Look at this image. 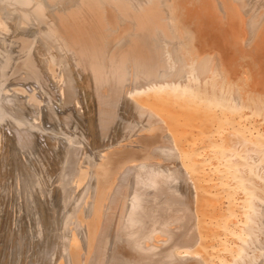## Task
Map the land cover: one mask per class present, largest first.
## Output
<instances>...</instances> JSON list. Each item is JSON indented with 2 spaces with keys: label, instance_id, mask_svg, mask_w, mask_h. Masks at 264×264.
Segmentation results:
<instances>
[{
  "label": "bare ground",
  "instance_id": "bare-ground-1",
  "mask_svg": "<svg viewBox=\"0 0 264 264\" xmlns=\"http://www.w3.org/2000/svg\"><path fill=\"white\" fill-rule=\"evenodd\" d=\"M10 137L0 264H264V0H0Z\"/></svg>",
  "mask_w": 264,
  "mask_h": 264
},
{
  "label": "rangeland",
  "instance_id": "rangeland-1",
  "mask_svg": "<svg viewBox=\"0 0 264 264\" xmlns=\"http://www.w3.org/2000/svg\"><path fill=\"white\" fill-rule=\"evenodd\" d=\"M15 96V95H14ZM16 98H17V103H16V105H21V104H19V102H22V99H19V98H22L21 96H15ZM15 106V105H14ZM16 107V108H15ZM15 107H13L14 109H15V111L16 112H13V111H11V108L8 110V113H14L15 115H14V118L15 119H18V118H20V115H22L23 114V109L22 108H18V106H15ZM33 111V110H32ZM24 112H26V111H24ZM34 112V111H33ZM17 114V115H16ZM16 116V117H15ZM21 119V118H20ZM48 123H47V126L49 127L50 126V124H52L53 125V123H51V122H49V121H47ZM50 123V124H49ZM46 126V125H45ZM15 128H17V127H15ZM19 128V127H18ZM19 130V129H18ZM36 130H37V134H39L38 132H42L41 130H45V127L44 128H41V127H38V128H36ZM20 131H23V130H20ZM6 133H8L7 131H6ZM13 137V136H12ZM12 137H10V140H8V142H9V144H10V146H9V144H8V142H7V144H5L4 145V149H6V150H3L4 152H3V154L4 155H6L7 154V156H5V158H1L0 159V176H2V177H4V179H8L9 180V178H10V176H12L11 177V179L8 181V180H0V190H2L1 192L2 193H4L5 191V193H4V195H3V197L5 196V195H8L9 193V191H10V189H11V187H13L12 185L14 184L15 185V181L18 179L19 180V177L21 178V180H22V183L24 182V180H23V178L22 177H24L23 175L24 174H26V173H28L29 171H26V168H28L27 166H29V165H27V164H25L24 162L25 161H23V163L20 161V159L22 158L21 156V154L22 153H24V150H23V148L22 147H24V144H23V142H21V141H19L18 142V140H15V138H12ZM15 140V141H14ZM11 142H13V143H11ZM21 146H19V145ZM11 145H12V147H11ZM8 148L10 149V150H8ZM16 150V151H15ZM11 151V152H10ZM17 151H19V154L17 153ZM13 153H15V154H13ZM8 157H11V158H8ZM27 157H28V155H27ZM215 157H213V158H210V157H207V158H204V157H199L198 158V161H199V167H204L205 166V160H206V163H207V168H208V170H206V171H204L203 173H205L206 174V176H208V179H211L212 180V183H213V185H216L215 183V180H217L218 179V174H217V172H216V169L213 167L214 165H215V159H214ZM7 159H9V160H7ZM12 159V160H11ZM14 159V160H13ZM16 160H18V161H16ZM11 162V163H9V162ZM4 162V163H3ZM212 162V163H211ZM214 162V163H213ZM3 163V164H2ZM11 164V165H10ZM14 164V165H13ZM212 164H214V165H212ZM23 165V166H22ZM6 166H7V169H6ZM26 166V167H25ZM209 166V167H208ZM4 168V169H3ZM13 168V169H12ZM21 168V169H20ZM11 169H12V171H11ZM20 169V170H19ZM202 169V168H201ZM9 170V171H8ZM11 171V172H10ZM18 173V175H17V173ZM8 172V173H7ZM10 172V173H9ZM23 173V174H21V176H20V173ZM4 173V174H3ZM16 173V174H15ZM9 174V175H8ZM8 177H7V176ZM14 175V176H13ZM16 175V176H15ZM18 176V177H17ZM7 181H8V183H7ZM11 182V184L12 185H10L9 183ZM3 184V185H2ZM6 184V185H5ZM4 188H3V187ZM11 186V187H10ZM5 187H10V188H5ZM22 189H23V187H24V183L22 184ZM2 188V189H1ZM24 190V189H23ZM23 190H21V191H23ZM21 194H22V192H21ZM19 197V196H18ZM223 239V238H222ZM233 247V242L231 241V240H225V243H224V248L225 249H231ZM224 254L221 252V251H219V250H216L215 252H214V255H213V258L211 259V263L212 264H220V262H223V260H224V256H223ZM216 258V259H215Z\"/></svg>",
  "mask_w": 264,
  "mask_h": 264
}]
</instances>
